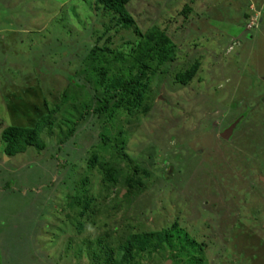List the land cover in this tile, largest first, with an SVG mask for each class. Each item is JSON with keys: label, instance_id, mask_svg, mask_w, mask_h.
Instances as JSON below:
<instances>
[{"label": "rangeland", "instance_id": "374dc122", "mask_svg": "<svg viewBox=\"0 0 264 264\" xmlns=\"http://www.w3.org/2000/svg\"><path fill=\"white\" fill-rule=\"evenodd\" d=\"M125 10L135 36L115 31L94 0H0V133L47 116L42 150L6 157L0 141V264H113L121 230L173 225L171 251L119 264H163L181 232L204 264H264V0H130ZM153 27L173 53L147 81L145 114L112 108L109 120L78 122L77 103L61 106L93 47L128 53ZM195 62L193 79L176 83ZM119 135L123 157L113 158L101 138ZM109 162L121 172L105 191ZM133 165L145 189L119 202Z\"/></svg>", "mask_w": 264, "mask_h": 264}, {"label": "trees", "instance_id": "16d2710c", "mask_svg": "<svg viewBox=\"0 0 264 264\" xmlns=\"http://www.w3.org/2000/svg\"><path fill=\"white\" fill-rule=\"evenodd\" d=\"M129 1L94 0V3L97 10L105 13L109 12L112 17L111 20L113 19L114 22L115 31L128 32L135 36L137 32L134 27V21L125 10V5ZM104 30L108 31L109 27H104ZM172 53L171 40L168 39L163 31H159L154 27L142 35L128 53L111 50L106 47H93L83 60V67L80 68V72L77 74L83 84L78 85L76 82L71 81L70 86H67L60 96L61 106L69 101L77 103L75 106L79 107V113L76 117L78 122L85 120L88 113L99 117L101 120L110 118L108 116L112 114V108L122 111L128 107L129 109L138 108L141 111V115H143L149 109L152 100L147 91V81L155 73L158 66L168 60ZM113 63L118 65L116 71L112 70ZM197 67V62L193 63L183 73L176 74L174 81L180 85H187L196 74ZM123 74L128 79H124ZM85 85L88 87L87 92L84 90ZM55 110L56 107H52L50 111L46 112L47 109L45 107L44 112L49 115ZM46 120L47 116H42L34 123L32 128L6 127L3 129L0 133V141L4 144L3 154L6 157H11L25 152L28 147L42 150L43 146L38 140V135ZM119 136L113 138L102 136L101 138L103 142H106L107 139V144L109 143L110 147H112L116 155H113V158L123 157L120 153V146H122L125 137ZM108 167L104 170L102 178L103 183L107 184L105 191H107V187L115 186L118 183L121 172L117 165H110V162ZM140 175H142V172L138 166H131V172L122 180L125 194L119 197L120 191H118L115 196L117 201L126 202L128 197L137 196L145 189ZM87 206L88 203H85L83 208L73 215L74 221L72 225L76 233L83 230V224L79 219L84 214H87ZM91 211L92 213L96 212L94 210ZM173 228H175L174 225L169 230L162 229L151 232H131L128 228L121 230L122 235L116 241L117 252L114 253L115 256L112 263L119 264V260L116 258L118 256L123 262L130 257H138L140 254H148L155 250L161 251L163 244L170 248ZM178 236L176 252H171L165 260H169L170 264H180V260L183 259L185 260L181 264H204V260L201 259L202 246L198 245L195 240L189 239L184 232H181ZM103 247H106V244ZM94 248L96 247H93L91 252L95 250Z\"/></svg>", "mask_w": 264, "mask_h": 264}, {"label": "water", "instance_id": "95a60500", "mask_svg": "<svg viewBox=\"0 0 264 264\" xmlns=\"http://www.w3.org/2000/svg\"><path fill=\"white\" fill-rule=\"evenodd\" d=\"M237 122H235L234 124L230 125L228 128L224 129L220 134V138L223 140H227L228 137L231 135L232 130L234 129L235 125ZM4 157V156H3ZM5 158V157H4ZM163 264H170L169 260H165L163 262Z\"/></svg>", "mask_w": 264, "mask_h": 264}]
</instances>
